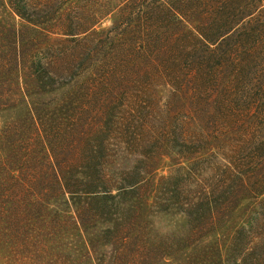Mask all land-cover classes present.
Returning a JSON list of instances; mask_svg holds the SVG:
<instances>
[{
	"label": "trees",
	"instance_id": "obj_1",
	"mask_svg": "<svg viewBox=\"0 0 264 264\" xmlns=\"http://www.w3.org/2000/svg\"><path fill=\"white\" fill-rule=\"evenodd\" d=\"M0 264H264V0H0Z\"/></svg>",
	"mask_w": 264,
	"mask_h": 264
}]
</instances>
